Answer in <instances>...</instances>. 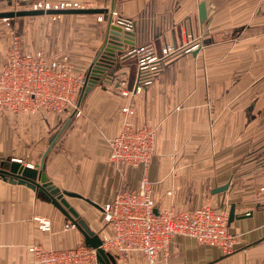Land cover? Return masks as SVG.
Wrapping results in <instances>:
<instances>
[{
    "label": "crops",
    "instance_id": "0c3cea01",
    "mask_svg": "<svg viewBox=\"0 0 264 264\" xmlns=\"http://www.w3.org/2000/svg\"><path fill=\"white\" fill-rule=\"evenodd\" d=\"M88 8L117 10L128 18L144 16L133 28L134 44L116 54V69L80 99L81 113L10 112L0 108V162L20 161L37 167L50 185L65 195L87 227L110 233L101 206L120 189H134L141 168L113 167L106 158L107 140L120 125V107L128 98L111 81L130 84L135 57L131 48L153 40L159 48L178 32L204 35L203 47L168 57L151 86L135 97L136 122L155 128V151L147 168L160 210L210 205L228 214L234 248L223 252L211 244L174 236L154 264H264V0H82ZM205 3L206 18H198ZM16 8L0 0V12ZM23 15L0 19V68L18 36L23 51L41 48L46 57L66 56L71 70L84 74L105 40L109 14ZM122 30H125L122 27ZM116 52V51H115ZM108 72H112L111 69ZM227 184L223 191L215 188ZM170 191L171 193H167ZM245 212H249L245 214ZM50 222L41 230L34 217ZM67 216L24 183L0 176V264H31L28 246L71 248L84 242ZM99 236V235H98ZM129 264H147L138 252Z\"/></svg>",
    "mask_w": 264,
    "mask_h": 264
},
{
    "label": "built area",
    "instance_id": "2783aa9c",
    "mask_svg": "<svg viewBox=\"0 0 264 264\" xmlns=\"http://www.w3.org/2000/svg\"><path fill=\"white\" fill-rule=\"evenodd\" d=\"M20 9L88 8L82 0H11ZM104 13V12H103ZM98 15L99 20L105 14ZM112 23L132 31L136 24L143 27L144 16L128 18L117 10L107 8ZM56 19L59 14H50ZM7 20V17H1ZM204 35L192 32H178L170 40H164L159 48L151 39L126 52L135 57V69L130 86L125 78L113 77L111 83L119 94L128 98L120 107L118 132L107 141L106 158L113 167L127 166L141 168V178L134 189L118 190L109 202L101 206L103 218L110 233L99 232L101 247L110 252L116 264H129L131 252L140 253L147 264H154L159 251L164 250L172 237L180 235L211 244L223 252L234 248L236 235L228 228V214L210 205L197 208L160 210L154 198L155 188L148 179L147 168L155 151V128L146 121L136 122L135 97L151 86L161 72L165 60L175 54L200 50ZM90 67L84 74L71 70L66 56L61 59L46 57L44 51H23L18 36L13 35L7 57L0 68V108L10 112H34L42 109L47 113H61L68 109L78 116L77 96L85 85ZM111 79V78H109ZM264 177V158L260 162ZM260 190H264V185ZM171 193L170 191L167 192ZM249 212H245L248 214ZM41 230H49L50 222L36 216ZM75 227L67 219L64 228ZM32 253L31 264H99L96 249L84 242L71 248L43 247L40 244L28 246Z\"/></svg>",
    "mask_w": 264,
    "mask_h": 264
},
{
    "label": "water",
    "instance_id": "95a60500",
    "mask_svg": "<svg viewBox=\"0 0 264 264\" xmlns=\"http://www.w3.org/2000/svg\"><path fill=\"white\" fill-rule=\"evenodd\" d=\"M106 10L103 8H60V9H48L36 10V9H20L16 11H3L0 12L1 17H14L23 15H37L41 13L47 14H69V13H103ZM198 18L200 22H203L206 18L205 3L200 2L198 5ZM133 45V31L122 30V25L114 24L110 19L107 20V27L105 30V40L97 52L94 60L90 64V72L86 78L85 85L81 89L80 99L86 94L91 86L97 82H101V78H110L113 71L116 69V54H120L123 50V44ZM116 51V52H115ZM111 69L112 72H108ZM130 86V84L128 85ZM54 142V138L50 140V146ZM43 154L40 164L37 167H31L29 165H23L20 161L11 160L9 162H0V176L10 182L24 183L27 186L34 189L37 194L48 202H51L57 207L67 218L77 227L84 237V243L96 249V257L99 264H116L114 256L105 251L100 245L101 240L99 236L91 231L85 222L78 218V212L67 202L65 195H73L69 192L60 191L58 188L50 185L47 182V178L44 175L43 163L44 157L48 151ZM228 187L224 184L215 188L214 191H223ZM235 205L232 204L228 211V223L237 217L234 214Z\"/></svg>",
    "mask_w": 264,
    "mask_h": 264
}]
</instances>
